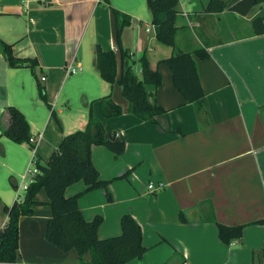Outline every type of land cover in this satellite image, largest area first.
Returning a JSON list of instances; mask_svg holds the SVG:
<instances>
[{
	"label": "crops",
	"instance_id": "crops-1",
	"mask_svg": "<svg viewBox=\"0 0 264 264\" xmlns=\"http://www.w3.org/2000/svg\"><path fill=\"white\" fill-rule=\"evenodd\" d=\"M253 1L226 0L221 12L208 13L209 0H177L175 50L203 49L207 55L191 54L204 94L197 107L172 86L163 62L172 50L154 38L144 0H0V40L15 58L35 61L34 76L59 122L57 127L37 99L35 80L25 77L29 69L9 68L0 55V131L8 124L4 109L13 106L30 136L39 135L32 151L0 138V227L2 208L23 190L20 177L31 161L43 165L63 136L83 130L90 110L105 131L121 138L124 150L114 156L91 146V164L99 179L110 181L111 200L95 189L76 205L83 220L101 218L98 239L118 235L122 215L133 218L145 252L124 264H264V232L253 224L264 219V34L254 35L251 28L257 17L264 25V6ZM109 7L130 18L121 49L135 62L143 55L160 76L154 101L165 112L155 124L128 114L120 88L109 87L95 68L98 47L113 52L119 74ZM69 63L77 67L73 74L65 73ZM109 93L121 114L103 118L97 100ZM149 183L163 187L148 193ZM84 188L78 181L63 195ZM35 201L31 215L17 223L15 264H76L74 250L62 252L44 238L50 209L43 189ZM217 224L243 226L240 238L223 244Z\"/></svg>",
	"mask_w": 264,
	"mask_h": 264
},
{
	"label": "trees",
	"instance_id": "trees-1",
	"mask_svg": "<svg viewBox=\"0 0 264 264\" xmlns=\"http://www.w3.org/2000/svg\"><path fill=\"white\" fill-rule=\"evenodd\" d=\"M150 15V24L154 38L161 44L171 48V54L163 62L171 72V83L175 91L183 98L185 103L200 107L204 103V94L200 89L195 63L191 54L199 59L207 55L203 49L191 52H181L174 48V36L177 28L174 26L177 0H144ZM226 0H209L205 7L208 13L222 11ZM254 5H263L264 0H254ZM110 8L114 25V39L119 52V74L116 77L115 56L112 51H102L95 48V68L102 81L109 87L116 84L120 88L122 97L127 103L126 112L149 124H155V118L162 115L165 110L154 101V93L160 84V76L156 70H151L145 57L142 55L137 62L131 60L129 53L120 47L122 29L129 25L130 18L123 13ZM254 35L264 34L262 18L257 17L251 21ZM0 55L9 68H27L35 80L37 99L50 111L46 103L43 87L34 76L35 61L30 59H17L12 55L11 46L0 40ZM139 73L134 72V68ZM103 118H113L121 114V109L110 98V93L97 100ZM7 117L6 128L0 131L3 137L16 145H26L29 150L34 145L28 142L30 138L28 124L13 106L4 109ZM50 115L57 127L59 122L55 113ZM91 146H102L114 156L120 155L124 150V143L114 131H105L99 121L87 112L86 123L83 130L75 131L61 138L55 150L50 154L43 165H35L36 173L26 185L22 197H16L10 205L2 208L4 221L0 227V264H15L19 218L28 217L32 213V206L36 205L35 195L43 189L47 196V205L50 217L44 227V238L47 243L56 249L66 252L74 250L76 264H124L130 260H138L145 252L141 245V234L137 223L129 214L119 219L120 233L116 236L98 239L96 230L101 222L99 216L90 221L81 217L76 201L85 192L102 189L106 191L110 181L99 179L98 173L90 161ZM82 181L85 185L83 191L65 197L64 190ZM106 193V200L110 196ZM253 224L262 227L264 232V219ZM217 238L223 244H228L240 238L243 226L229 227L216 225ZM261 255L264 257V240L261 246Z\"/></svg>",
	"mask_w": 264,
	"mask_h": 264
},
{
	"label": "built area",
	"instance_id": "built-area-1",
	"mask_svg": "<svg viewBox=\"0 0 264 264\" xmlns=\"http://www.w3.org/2000/svg\"><path fill=\"white\" fill-rule=\"evenodd\" d=\"M77 70V67H73L72 64H67L65 66V73L66 74H73L75 71ZM134 72H137L139 73V69L138 68H134ZM40 81H43V77H40L39 79ZM39 138V135H36L35 137H31L28 139V142L32 145H35L37 139ZM33 150V149H32ZM30 150V151H32ZM36 173V169L35 167L32 165V161H31V166H29L25 172L23 173V175H21L20 177V182L22 183V189L25 190V187L26 185L30 182L31 180V177ZM29 176L28 178V181L27 182H24V180L26 179V176ZM163 187V184L162 183H158L156 185H153V184H147L146 186V191L148 193H153L157 190H160L161 188Z\"/></svg>",
	"mask_w": 264,
	"mask_h": 264
},
{
	"label": "rangeland",
	"instance_id": "rangeland-1",
	"mask_svg": "<svg viewBox=\"0 0 264 264\" xmlns=\"http://www.w3.org/2000/svg\"><path fill=\"white\" fill-rule=\"evenodd\" d=\"M27 71H29V70H27ZM26 75H27V76H25L26 79H29V80H31V81L34 83V78H33V76L30 75L29 72H27ZM24 90H25V93L27 94V92H28L27 87H25ZM74 101H75V99H74ZM28 178H29V176L27 175V176H26V179L24 180V182H27V181H28ZM17 195H18V197H22V195H23V190H19L18 193H17Z\"/></svg>",
	"mask_w": 264,
	"mask_h": 264
}]
</instances>
